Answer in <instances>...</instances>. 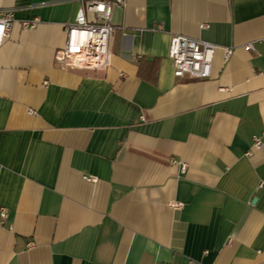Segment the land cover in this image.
Returning a JSON list of instances; mask_svg holds the SVG:
<instances>
[{"label": "crops", "instance_id": "obj_1", "mask_svg": "<svg viewBox=\"0 0 264 264\" xmlns=\"http://www.w3.org/2000/svg\"><path fill=\"white\" fill-rule=\"evenodd\" d=\"M79 5L0 0V264H264V0L115 4L101 71L55 61ZM174 34L219 46L208 78Z\"/></svg>", "mask_w": 264, "mask_h": 264}, {"label": "built area", "instance_id": "obj_2", "mask_svg": "<svg viewBox=\"0 0 264 264\" xmlns=\"http://www.w3.org/2000/svg\"><path fill=\"white\" fill-rule=\"evenodd\" d=\"M80 5L73 22L65 24L66 41L63 48L55 53V61L63 66H76L101 71L111 61L110 38L114 31L111 23L112 7L123 5L125 0H78ZM90 14L91 18L87 17ZM14 22L13 9L0 12V45L7 36ZM37 19L21 20L23 28H33ZM218 45L181 34L170 37L168 56L175 77L204 79L210 76L211 64ZM225 59L231 53L230 47H224ZM254 50L251 43L244 46ZM264 142V129L251 138L252 148H260ZM250 153V152H248ZM184 168V165H182ZM90 179H92L90 177ZM173 208H180L182 203L171 202ZM8 211L0 206V226L7 221Z\"/></svg>", "mask_w": 264, "mask_h": 264}]
</instances>
